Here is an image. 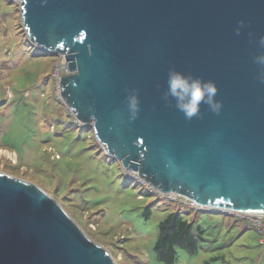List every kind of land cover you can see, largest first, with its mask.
<instances>
[{"label":"water","instance_id":"obj_1","mask_svg":"<svg viewBox=\"0 0 264 264\" xmlns=\"http://www.w3.org/2000/svg\"><path fill=\"white\" fill-rule=\"evenodd\" d=\"M18 1L30 43L72 73L60 99L113 161L161 195L264 216V83L253 63L264 0ZM172 67L214 81L220 114L202 106L187 121L166 106ZM125 89L140 99L132 122ZM0 264L115 263L41 189L0 173Z\"/></svg>","mask_w":264,"mask_h":264},{"label":"rangeland","instance_id":"obj_2","mask_svg":"<svg viewBox=\"0 0 264 264\" xmlns=\"http://www.w3.org/2000/svg\"><path fill=\"white\" fill-rule=\"evenodd\" d=\"M21 13L18 0H0V173L41 189L115 264H160L158 224L173 212L200 238L195 254L176 249L174 264H264L249 222L160 195L68 115L57 80L72 73L63 55L33 47Z\"/></svg>","mask_w":264,"mask_h":264},{"label":"clouds","instance_id":"obj_3","mask_svg":"<svg viewBox=\"0 0 264 264\" xmlns=\"http://www.w3.org/2000/svg\"><path fill=\"white\" fill-rule=\"evenodd\" d=\"M244 27V22L239 21L238 27L235 29L236 35H240L241 29ZM248 38L250 43L253 42L254 34L249 32ZM255 43L258 50L264 49V36L256 39ZM253 63L258 67L257 78L261 83H264V51H258V54L253 56ZM165 84L166 87L161 93L160 99L166 106L174 107L176 111L180 112L185 120L191 121L193 118H199L202 106H207V109L215 115L220 114L223 104L222 101L216 99L218 89L214 81L204 80L172 67L167 71ZM160 87L157 85V88ZM125 92L128 121L132 122L140 112L138 90L125 89Z\"/></svg>","mask_w":264,"mask_h":264},{"label":"trees","instance_id":"obj_4","mask_svg":"<svg viewBox=\"0 0 264 264\" xmlns=\"http://www.w3.org/2000/svg\"><path fill=\"white\" fill-rule=\"evenodd\" d=\"M197 232L198 236L202 233L199 228ZM198 240L200 238L194 233L193 225L179 213L173 212L158 224L157 239L153 247L155 258L160 264H174L176 249L195 254Z\"/></svg>","mask_w":264,"mask_h":264},{"label":"built area","instance_id":"obj_5","mask_svg":"<svg viewBox=\"0 0 264 264\" xmlns=\"http://www.w3.org/2000/svg\"><path fill=\"white\" fill-rule=\"evenodd\" d=\"M65 59V58H64ZM66 63V61H65ZM67 65V63H66ZM67 67V66H66ZM68 69V67H67ZM68 72V70H67ZM59 75V69L57 71V74H56V77ZM61 79V78H59ZM59 79L57 80L58 82V96H60V82H59ZM68 115L72 116V112L70 109H68ZM128 171V170H126ZM130 172V171H129ZM131 173V172H130ZM161 195V194H160ZM162 196H167L168 198L172 199V200H176L178 197H182V202L187 204L189 207L195 209V210H198V211H204V210H210V211H213V212H217V211H220V210H217V209H214V208H203V207H200V206H197L195 205L193 202H191L189 199L183 197V196H178V195H162ZM180 199V198H178ZM224 213H227L229 215H237L240 219H243L247 222H249L254 228L257 229L258 233L261 235V239H260V243L264 245V216H259V215H249V214H234V213H230V212H226V211H222Z\"/></svg>","mask_w":264,"mask_h":264},{"label":"bare ground","instance_id":"obj_6","mask_svg":"<svg viewBox=\"0 0 264 264\" xmlns=\"http://www.w3.org/2000/svg\"><path fill=\"white\" fill-rule=\"evenodd\" d=\"M1 155V154H0Z\"/></svg>","mask_w":264,"mask_h":264}]
</instances>
